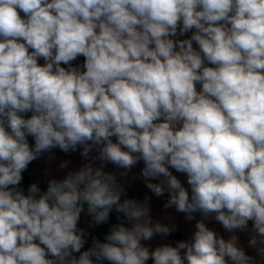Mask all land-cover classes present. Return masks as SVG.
Segmentation results:
<instances>
[{"label":"clouds","instance_id":"clouds-1","mask_svg":"<svg viewBox=\"0 0 264 264\" xmlns=\"http://www.w3.org/2000/svg\"><path fill=\"white\" fill-rule=\"evenodd\" d=\"M81 146L99 167L90 161L23 194L32 161ZM141 161L145 186L157 198L167 191L165 209L201 215L190 240L151 252L141 243L176 228L154 223L149 198H127L104 171L110 163L127 176ZM85 205L90 226L113 209L131 226L113 224L106 242L81 251ZM209 218L230 238L209 229ZM237 230L251 233L259 262ZM150 258L264 264V0H0V264Z\"/></svg>","mask_w":264,"mask_h":264},{"label":"crops","instance_id":"crops-1","mask_svg":"<svg viewBox=\"0 0 264 264\" xmlns=\"http://www.w3.org/2000/svg\"><path fill=\"white\" fill-rule=\"evenodd\" d=\"M191 32L184 34L183 36L173 37V39H187L190 38ZM193 47L197 48L198 46L193 43ZM31 51V49L29 50ZM84 57L79 56L75 61H72L73 67L82 66L84 63ZM38 64L43 65L44 60L40 58ZM62 67L67 69V65L62 64ZM211 66V65H209ZM199 85H197V90H199ZM25 118L31 116V113L24 114ZM115 142V137L112 138ZM28 142L30 146L34 145V140L31 136L28 137ZM82 146L78 147L76 151H69L67 153L61 151L59 148H54L50 153H45L42 157L32 161L26 171L22 173L23 179L21 184L18 186L23 190V194H28V187L35 183L41 189V192L46 191L48 182L52 179L57 181L64 179L68 172L78 171L84 164L93 163L94 167L100 166L99 160H94L93 158L98 155L93 151L88 159H85L81 155ZM52 157V159H49ZM67 163V166L61 169L60 165L62 163ZM144 167L143 162L141 161L136 166H134L130 171H128L127 176H121L120 173L124 169L115 167L112 164H106L104 171L111 172L117 176V180L122 184L126 189V196L129 199H135L142 202L147 196L149 198V204L151 207V217L153 222H159L161 224H166L169 226H175L176 230L171 232L168 236H162L157 234L150 241H142L146 247L149 248V251H153L156 247L163 245H170L175 247L177 242L190 240L193 233L196 231L195 224L198 220H201L202 217L199 213L194 214L195 219L189 221L185 218V214L176 212L175 208L165 209L163 205L167 202L168 193L165 191V194L162 197L157 198L146 186L143 177L140 175L141 169ZM174 175L182 182V184L189 188L187 185L186 175L177 173L174 169H170ZM151 182L159 183L158 179H154ZM190 191V189H189ZM122 200L124 197L121 198ZM119 216V219H118ZM121 221H124L123 215L118 214L113 209L109 214V219L106 223L95 225L91 224V217L87 214V205H85V211L81 213V218L78 222V229H83L85 231L84 239L86 243L81 251H85L88 248L92 247L93 239H98L100 242H106L105 237L109 234L110 229L113 224H118ZM126 227H130L131 224L127 221H124ZM206 226L217 232L224 239H229L232 235L227 233L222 225L219 222H216L214 219L209 218L205 221ZM252 222H249V229L251 228ZM238 237V244L243 248L245 253L249 256L254 257L258 262L260 257L257 254V251L249 247V239L251 233L249 231L241 232L239 230L234 233ZM184 250H181L183 253ZM75 256H79V253H74ZM94 259V258H93ZM104 264H110L108 261H104ZM146 264H153L152 259L150 258ZM187 264V262H185Z\"/></svg>","mask_w":264,"mask_h":264},{"label":"rangeland","instance_id":"rangeland-1","mask_svg":"<svg viewBox=\"0 0 264 264\" xmlns=\"http://www.w3.org/2000/svg\"><path fill=\"white\" fill-rule=\"evenodd\" d=\"M21 14V16H23V13H20Z\"/></svg>","mask_w":264,"mask_h":264}]
</instances>
